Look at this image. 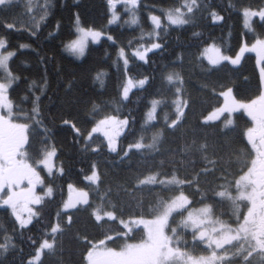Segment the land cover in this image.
I'll use <instances>...</instances> for the list:
<instances>
[{"label":"snow or ice","instance_id":"1","mask_svg":"<svg viewBox=\"0 0 264 264\" xmlns=\"http://www.w3.org/2000/svg\"><path fill=\"white\" fill-rule=\"evenodd\" d=\"M18 3H23L26 19L19 18L13 23H6L5 27L20 30L17 28L18 22L32 36H36L49 15L50 0H43V3L40 0H0V11H8ZM107 3L111 12L109 24L120 19L116 11L120 4L129 17L125 23L141 28V35L137 39L151 42L138 43L131 53L126 52V48H132V40L117 49L114 63L119 67L122 61L124 69L118 99L106 105L112 109L111 112H106L105 106L92 102V126L86 135L74 122L64 120L62 123L71 126L77 142L83 140L81 150L84 152L95 154L103 145L121 161L130 159L134 151L147 160L160 154L166 131L179 129L185 123L191 98L185 96L184 78L180 72L171 70L162 74V81L172 91V98L158 92L149 101L150 107L144 115L141 134L126 148L121 147L120 138L130 125L129 117L121 112V105L129 99L134 88L143 89L150 81L148 76L135 79L129 75L130 61L147 62L150 52L163 49L164 45L160 42L162 32L167 33L173 25H189L196 13L206 6L201 0H181L178 6L160 9L162 16L150 14L151 30L145 32L138 15L140 0H107ZM241 11L244 28L254 33L252 18L259 17L264 22V6L258 9L244 7ZM210 16L213 21L223 19L215 9L211 10ZM76 24L77 38L67 42L65 49L76 57H83L88 38L99 41L105 33L92 27H81L79 15ZM261 26L264 27V24ZM107 39L115 43L111 35ZM28 47L29 44H19V49ZM19 49L9 50L8 41L0 35V205L10 209L15 223L20 229H25L33 218L40 216L37 206L43 207L46 200L54 196L53 186L46 184L41 173L63 175L65 169L62 164L59 167L55 164L57 148L50 142V130L45 125L40 105L41 97L34 91L36 81L28 84L30 95L21 98V103H31L30 109L21 107L12 97L21 78L13 72L10 62ZM248 52L256 54L260 67L259 95L247 101L237 100L231 87L221 86L224 90L219 96L223 97L224 103L202 116V126L222 120V129L226 134L236 131L233 115L242 110L250 118V126L239 133L243 147L229 144L230 151L225 159L223 150L211 144L207 136L201 140L193 136L191 140L184 141L179 149V165L184 166L188 162L194 164L195 158H198L204 166L194 175L185 174L181 178L179 167L165 170L164 161L161 160L159 165L137 175L135 184L123 189L133 199H136L135 191L145 188H159L160 192L147 206L141 201L140 211L127 219L123 218L122 208H119L120 215H117L118 205L113 202L112 188H102L103 174L97 162H92L89 173L83 177L87 182L85 188H76L72 183L67 185L70 192L68 199L60 203L55 221L49 222L42 237L32 241L34 253L27 264H43L41 256L45 251H56L58 237L72 224L73 217L68 212L80 211L81 208L88 211L90 218L98 225L119 220L122 226V231L114 235L105 233L102 239L90 240L87 235L81 236L86 245L82 255L83 264H264V33L257 34L251 44L247 41L241 43L238 50H234V55L225 54L224 50L212 43L206 45L200 56L208 61L207 70L211 73L224 62L240 64ZM105 75L100 71L94 77L101 87L105 86ZM46 85V81L40 85L39 92L43 93ZM202 87L207 88V85ZM212 91L215 93L214 88ZM164 108L169 111H163ZM161 120L163 126L147 136L145 133L148 129L155 128ZM38 131L44 135L38 145H34L33 138ZM94 134L102 136L101 144H94ZM186 158L193 159L189 161ZM170 159L176 160L177 155L173 153ZM210 176L214 180L209 181ZM186 189H192V192L187 193ZM195 194H199L198 200L194 199ZM194 204L199 207H193ZM225 206L226 211H217ZM62 216H66V221L61 219ZM136 232L141 233L139 238ZM188 235L191 241L186 239ZM116 240L122 242L109 247ZM9 247L15 245L12 237L5 233L0 251L7 252Z\"/></svg>","mask_w":264,"mask_h":264},{"label":"trees","instance_id":"2","mask_svg":"<svg viewBox=\"0 0 264 264\" xmlns=\"http://www.w3.org/2000/svg\"><path fill=\"white\" fill-rule=\"evenodd\" d=\"M50 2L49 15L41 24L36 36H32L18 22L17 28L20 30L5 27L6 23H13L19 18L26 19L23 15V3H18L8 11H0V21H3L0 23V35L8 41L9 50L19 49L21 43L30 45L28 48L19 49L10 62L13 72L21 78L15 86L12 97L21 107L30 109L31 103H21V98L30 95L28 84L36 81L37 88L34 91L41 97L40 105L44 113L45 125L50 130L48 133L50 142L57 148L55 164L57 167L62 164L65 169L63 175L54 173L49 176L44 172L41 173L46 184L53 186L54 196L47 199L43 207L37 206L40 216L33 218L32 223L25 229H20L15 223L10 209L0 205V243H4V235L7 233L12 237V243L15 245L9 247L7 252L0 251V264H27L34 253L32 241L42 237L49 222L55 221V213L60 203L69 196L67 185L72 183L76 188H85L87 182L83 177L89 173L90 164L94 161L103 174L102 188H112L113 202L118 205L117 215H120L119 208H122L123 218L127 219L129 215L140 211L141 201L147 206L160 192L159 188L151 190L145 188L142 191H135L136 199H133L123 189L131 188L135 184L137 175L144 174L150 168L159 165L161 160L164 161L165 170L173 166L179 167L181 178H184L185 174L194 175L195 171L204 166L198 158H195L194 164L188 162L184 166L179 165V149L184 141L191 140L193 136L197 140L207 136L211 144L223 150L227 159L229 144L232 147H243L240 144L239 133L240 130L250 126V118L243 112L235 113L236 131L225 134L222 120L202 126V116L222 104L223 97L219 96V93L224 87L221 86L231 87L236 98L242 101L259 95L260 67L257 65L255 53H245L238 65L224 62L211 73L207 70L208 61L202 58L200 53L206 45L214 43L224 50L225 54L234 55V50H238L239 45L244 41L251 44L257 34L264 33V27L261 26L264 22H261L259 17H254L252 27L255 32L249 33L243 26L241 10L244 7L258 9L264 6V0H201L206 7L196 13L192 23L183 27L173 25L169 27L167 33H161L163 39L160 42L164 45L162 50L150 52L147 62L136 59L130 61L129 75L135 79L148 76L150 81L143 89L134 88L129 99L121 105V112L129 117L130 125L120 138V146L126 148L141 134V124L150 107L149 101L156 97L158 92L172 98V91L162 81V74L171 70L182 74L185 96L191 98V107L185 123L179 129L166 131L160 154L147 160L134 151L130 159L121 161L120 157L115 153H109L103 145L95 154L91 151L84 152L81 150L83 140L77 142L71 126L63 124L62 121L74 122L86 135L92 126L90 123L92 102L105 106V111L111 112L112 109L106 105L118 99V89L123 80L124 69L122 61L119 67L114 63L117 49L126 46L132 40V48H126V52L131 53L138 43L151 41L137 39L141 35V28L125 23L129 17L120 4L116 8L120 19L109 24L111 12L107 0H50ZM180 2L181 0H140L138 15L143 30L145 32L151 30V22L148 19L150 14L162 16L160 9L178 6ZM40 3H43V0H40ZM212 9H215L223 19L213 21L210 16ZM77 15L81 26L92 27L105 33L101 41L91 44L85 56L81 58L74 57L65 49V44L77 37ZM108 35L114 38L115 43L107 39ZM229 49L233 51H228ZM100 71L106 73L104 87L94 80L96 73ZM45 81L47 85L41 93L38 88ZM205 84L207 88L202 87ZM213 88L215 93L212 91ZM163 111L169 109L164 108ZM133 119L134 123H132ZM162 126L161 120L155 128H149L145 134L150 136ZM43 135L42 131H38L33 138V144L38 145ZM94 137V144H101L102 136L94 134ZM173 153L177 155L176 160L170 159ZM186 159L190 161L193 158ZM201 179L203 184L204 180ZM208 180L212 181L214 177L210 176ZM185 191L191 193L192 189ZM194 199L198 200L199 194H195ZM193 207L199 205L194 204ZM226 210V206L217 209L218 212ZM68 215L73 217L71 227L58 237L57 249L54 253L45 251L41 256L43 264H83L82 255L86 245L81 236L87 235L90 240H95L102 239L105 233L114 235L122 231L119 220L98 225L83 208L80 211L71 210ZM61 219L66 221V216H62ZM109 229L112 231L109 232ZM135 235L139 238L141 233L136 232ZM186 239L191 241V236L188 235ZM121 242L116 240L114 244L109 245L115 247Z\"/></svg>","mask_w":264,"mask_h":264},{"label":"rangeland","instance_id":"3","mask_svg":"<svg viewBox=\"0 0 264 264\" xmlns=\"http://www.w3.org/2000/svg\"><path fill=\"white\" fill-rule=\"evenodd\" d=\"M254 19V17L252 18V20ZM80 26H81V24H80ZM81 27H83V26H81ZM76 29H77V25H76ZM77 35H78V33H77ZM104 37V36H103ZM102 37V38H103ZM77 38V37H76ZM75 38V39H76ZM101 38V39H102ZM101 39L99 40V41H92L91 40V38H88V40H87V47H86V52H87V49H88V47L91 45V44H93V43H95V44H97V43H99L100 41H101ZM67 51V50H66ZM68 52V51H67ZM68 53H70V52H68ZM71 54V53H70ZM72 55V54H71ZM74 56V55H73ZM74 57H76V56H74ZM77 58H81V57H77ZM233 95L235 96V94H234V92H233ZM236 97V96H235ZM237 99V98H236ZM238 100V99H237ZM224 103V99H223V101H222V104ZM221 104V105H222ZM240 112H242V110L240 111ZM234 116H235V114L233 115V119H234ZM55 159V158H54ZM70 195V194H69ZM69 197V196H68ZM68 197L66 198V199H68ZM4 206V205H3ZM109 247H113V246H111V245H109Z\"/></svg>","mask_w":264,"mask_h":264}]
</instances>
